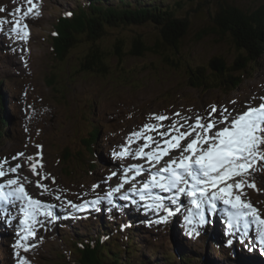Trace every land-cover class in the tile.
Masks as SVG:
<instances>
[{"label": "rangeland", "instance_id": "1", "mask_svg": "<svg viewBox=\"0 0 264 264\" xmlns=\"http://www.w3.org/2000/svg\"><path fill=\"white\" fill-rule=\"evenodd\" d=\"M86 1L37 0L39 15L30 16L26 20L30 32L27 40L18 38L16 33L11 32V23L4 24L0 30V94L5 91V95L14 98L8 106L11 117L9 127L12 134L7 135L0 143V161H8L4 165L5 171L9 167L21 164L18 176L27 192L46 203L45 205L53 206L51 209L42 208L41 214L36 217L40 221L34 224L36 235L27 241L35 247H31L27 252L14 248L12 236L8 237L11 240L5 244L8 247L7 252L4 251L6 246L0 248V264H18V257L15 255L17 252L25 257L29 264H52L62 258V255L66 258L74 257L75 255L69 251L71 237H76V231L82 232L88 226L92 228L90 230L86 228L85 231L96 233L101 217L105 222L110 223L111 230L118 226L120 236L126 234V228L122 225L128 219L133 222V228L140 231L132 240L133 244L131 240H129L131 244L129 242L126 244L132 245L131 248L135 249L131 257L129 252H126L127 246L122 237L109 239L111 243L118 244L122 258L129 264H139L144 258H149L150 262L168 264L167 259H164L165 255L171 259L172 264H183L179 258L181 253L191 258L188 264H202L205 259L212 264H239L233 256L227 257L230 251L227 236L224 237L227 247L223 248L224 244H219L222 247L221 253L214 249L211 227L196 229L188 226L189 223L182 215L177 217L180 221L178 225L170 222L162 225L150 217H135L132 216L131 211L125 210V208H134L132 205L129 207L124 204L122 211H118L113 203L109 204L107 194L112 191L115 184L121 182V171H124L128 164L134 163L128 160L129 156L125 159L116 153L121 152L122 146L128 144L133 132L141 129L145 123H156L150 119L152 114L168 116L169 119L163 121L165 127H168L173 121L184 123L174 113L191 118L189 121L191 123L196 114L206 115L210 111L209 106L213 104L221 108L234 109L235 114L246 110L245 105L249 102L254 106L261 103L259 97L264 96V55L259 59V66L248 68L243 76V83L231 92L216 87L203 89L192 86L190 82H193L186 78L184 72L186 65L182 59L188 61L192 67L205 65L214 56H221L228 63L231 62L239 51L229 37L220 36V33L212 30L208 12L215 9L219 2H227L247 11L258 7L264 3V0H154L153 5L159 8L165 6L169 8L179 3L176 7L178 14L190 13V26L180 46L179 67L172 68L165 64L162 54H169V57L173 54L169 45V47L162 45L161 48L156 47L160 48L159 54L150 52L143 56L125 55L119 59L108 53L111 72L107 76L75 70L79 57L86 51L84 44L74 47L63 63H57L52 58L50 36L54 32L53 24L57 17L61 13L70 12L79 4H85ZM109 1L117 4V0ZM133 2L136 4V0ZM138 2L147 4L148 0H137ZM18 6L24 10L29 7L24 0H0V8L5 9L0 11V19L8 21L17 19L18 15H9V13H14ZM197 6H200L199 10L196 9ZM135 33L140 34L148 45H153L160 38L159 31L150 24L114 28L103 37L102 46L109 49L113 41L121 37L126 42L123 47V51L126 52L129 48V40ZM55 71H60V83L51 79L50 83L54 87L63 85L61 92L52 89L45 80ZM253 97L256 99L253 100ZM231 101L236 103L232 104ZM92 124L101 127L98 137L95 138L97 140L95 160L99 159L107 169L92 178L79 175L80 170L69 175L57 157L58 153L68 146L82 155L81 149L85 150L82 138L87 136ZM151 134L155 136V133ZM102 140H108L106 148L102 147ZM142 142L137 140L136 143L131 144L130 151L134 152ZM37 145L42 147L38 149ZM100 145L103 149L102 153H100ZM37 152L42 153V174L49 176L48 179L41 181L47 186V190L37 186L40 177L32 173L26 159ZM18 153H24V156L13 160L12 158ZM179 155L180 153L177 156ZM119 166H122V169ZM37 171L41 170L38 168ZM113 172L120 173L109 179ZM13 175L9 173L8 177L0 178V183L12 178ZM52 178L55 179V183ZM253 178L256 187L245 186L246 194L242 198L250 201L264 217V162L257 166L249 181L251 182ZM117 199L114 197V200ZM93 201L99 203L93 204ZM72 204L85 205L84 210L73 208ZM188 206L187 204L185 207ZM7 207L6 203L0 205L2 219L0 231H4L7 227L10 229L12 226V216L7 211ZM19 208L20 206L13 208V218L16 222L19 220ZM45 211H51L52 215H44ZM174 211L176 212L175 209ZM142 212L144 213L143 210ZM159 212L163 213L162 209ZM86 213L92 215L94 213L97 216L93 215L85 222L77 220L81 214L86 215ZM241 227L245 228L242 224L239 231ZM256 227L251 226L253 229L251 233L255 234L257 239ZM233 231L234 228L229 232L233 233ZM245 232L246 230L243 229L240 232L236 231V234L244 235ZM13 234L14 238H19L18 234L14 232ZM212 238L218 237L212 235ZM255 241L253 237L247 240L249 248L255 244ZM261 245H263L260 248L263 255L259 254V256L264 260V244ZM256 261L260 262V259Z\"/></svg>", "mask_w": 264, "mask_h": 264}, {"label": "snow or ice", "instance_id": "2", "mask_svg": "<svg viewBox=\"0 0 264 264\" xmlns=\"http://www.w3.org/2000/svg\"><path fill=\"white\" fill-rule=\"evenodd\" d=\"M24 3L29 5L26 10L18 6L14 13H9V15H18L17 19L12 21L0 19V30L4 24L11 23V32L16 33L18 38L27 40L30 32L26 20L30 16L39 15V10L37 0H24ZM0 11H5V9L0 8ZM65 15L71 16V12ZM252 99L255 100L256 97ZM259 99L261 101L259 105L254 106L249 102L245 105L246 110L235 114L234 109L221 108L215 104L210 105V111L206 115L196 114L191 123H189L191 118L174 113L184 123L173 121L168 127L163 124V121L169 119L168 116L152 114L150 119L156 123H145L141 129L130 135L128 144L122 146V151L116 153L121 158L131 155L133 159L144 160L149 166L147 169L149 179L143 181L138 189L135 184H132L131 190L139 191L142 194L141 199H145L146 196L154 199V204L148 207L163 209L167 212V216L173 215V212L163 203L164 197L151 196L153 189L171 193L169 199L172 204L179 203L182 196L188 197L192 207L188 209V216L185 219L189 224L193 222L194 216H199V223L204 224L206 222L204 211L215 210L217 203L222 201L231 209L228 213V228H235L239 231L241 222L244 223L245 228L249 226V223L255 224L258 229L259 242L264 244V217L250 201L242 199L246 194L245 186L256 187L254 178L251 182L249 178L253 177L257 166L264 162V96ZM230 103L235 104L236 101ZM151 133H155V136ZM137 140H143V144L139 145L134 152L130 151L129 146ZM41 147L37 145L38 149ZM177 149L180 150V155L172 156V152ZM21 156H24V153H18L12 159L16 160ZM166 156L170 159L164 160ZM26 159L32 173L40 177L37 186L47 190V186L41 183L49 178L48 174H42V153L37 152ZM7 163V160L0 161V178L9 173L14 175L0 183V205L20 203L22 214L20 226L23 234H18L19 238L13 247L27 252L31 247H35L27 241L36 235L34 224L40 223L36 217L41 214L42 208L51 209L53 206L45 205L29 195L18 178V169L22 167L21 164L9 167L5 171L4 165ZM157 165L161 166L157 168ZM38 168L41 171H37ZM153 168L156 170L152 171ZM145 171L141 164L129 165L124 169V174L120 176L121 183L107 195L111 197L113 193L119 192L124 184L135 180L136 176L144 174ZM129 173L133 175L130 176ZM114 176H118V173L113 172L109 179ZM236 177H241V179L237 180ZM52 179L55 183V179ZM256 190L259 191V189ZM56 198L59 199V197ZM121 198L128 199L126 195ZM108 202L111 204L112 200L109 199ZM92 203L96 204L99 201ZM71 206L78 210H84L85 207V205L75 204ZM43 214L52 215L51 211H45ZM167 216L161 217L156 222H166ZM231 243L232 240H229L228 244ZM15 255L18 257V264H29L27 259L20 256L18 252Z\"/></svg>", "mask_w": 264, "mask_h": 264}, {"label": "trees", "instance_id": "3", "mask_svg": "<svg viewBox=\"0 0 264 264\" xmlns=\"http://www.w3.org/2000/svg\"><path fill=\"white\" fill-rule=\"evenodd\" d=\"M154 2V0H148L147 4L142 2L134 4L131 0H117V4H112L109 0H87L85 4L77 5L71 10L72 12L70 11L71 16L63 13L57 17L53 24L56 35L50 36L52 58L57 63H63L74 47L84 44L86 51L79 57L75 70L107 76L111 72L108 53L121 59L125 55L143 56L150 52L159 54L158 50L162 45H169L173 56L169 57V54L161 53L163 61L168 67L177 66L178 68L179 60H181V42L187 35L190 26V13L178 14L176 7L179 6V3H175L169 8L166 6L159 8L157 5H153ZM199 8L200 6H197L196 9L199 10ZM208 14L211 18L212 30L220 33V36L229 37L239 52L229 63L221 56H214L205 65L192 67L188 61L182 59L186 65L184 72L186 78L193 82L190 84L197 88L216 87L233 91L243 83V76L247 69L259 66V59L264 55V3L245 11L233 4L219 2L215 9L209 11ZM146 24L154 26L160 33V38L157 37L158 39L153 45H148L140 34L135 33L129 40L130 44L126 52L123 51L126 42L121 37H117L109 49L102 46L103 37L108 34L109 30ZM49 76L45 78L47 84L57 92H61L63 85L54 87L50 83V79L60 83V71L51 72ZM13 101V97L1 92L0 143L7 135L12 134L9 127L11 117L8 106ZM100 128L98 124H92L90 132L88 131L87 136L82 138L83 145H85V150L81 149L82 155L68 146L58 153L57 157L60 158L66 173L71 175L80 170L79 175L92 178L106 169L104 165L98 163L99 159L95 160V155H97L95 148L97 140L95 138L98 137ZM101 144L103 148L107 146L104 140L101 141ZM85 218L77 220L85 222L87 218H90L89 214ZM99 223L100 226H97L95 234L85 231L86 228H84L82 232H75L76 237H71L69 251L75 255L74 257L66 258L62 255V258L55 260L52 264H129L122 258L118 244L111 243L109 239L122 237L125 240V246H127L128 242L131 244L129 240L135 239L139 230L130 229L126 235L120 236L118 230L104 232L110 224L105 222L104 218H99ZM88 228L90 230L92 227H87V230ZM129 244L126 247V252H129L131 257L135 249L131 248L132 245ZM113 246L114 248H112ZM214 248L221 253L220 246L216 245ZM230 255L234 256L235 261H239V264H264V261L261 263L248 261L245 255H237L236 252L234 255L229 251L227 257ZM179 256L183 264H188L191 260L183 253ZM164 259H167L168 264H172L167 255L164 256ZM139 264L159 263L150 262L149 258H144ZM202 264L212 263L205 259Z\"/></svg>", "mask_w": 264, "mask_h": 264}, {"label": "bare ground", "instance_id": "4", "mask_svg": "<svg viewBox=\"0 0 264 264\" xmlns=\"http://www.w3.org/2000/svg\"><path fill=\"white\" fill-rule=\"evenodd\" d=\"M72 12V11H71ZM63 14V13H62ZM53 38V37H52ZM5 92V91H4ZM7 101V100H6ZM13 119V118H12ZM185 130V129H184ZM90 132V131H89ZM94 134V133H93ZM151 135H153V134H151ZM157 139H158V137H157ZM138 142H139V140H138ZM186 141H183L182 143H185ZM133 145V144H132ZM100 153H102V151H103V149H101L100 148ZM180 153V150L179 149H177V150H174L173 152H172V156H177L178 154ZM131 156V155H130ZM132 157V156H131ZM167 158H169L170 159V157H164V160H166ZM130 161H132V160H130ZM163 163V161L161 162V164ZM159 165H157L156 167H158ZM8 177V176H7ZM104 208V207H103ZM93 215L96 217L97 215H95L94 213H93ZM79 216V215H78ZM89 216H90V214H89ZM83 226V225H82ZM89 227V226H88ZM87 228V227H86ZM89 229V228H88ZM92 230V229H91ZM114 230H118V232H120V229L119 228H113L112 230H111V226L110 225H108V227H107V229L106 230H104V232H114ZM143 231V230H142ZM103 232V231H102ZM95 234V233H94ZM7 238H8V236H6V237H3V239H5V240H7ZM88 238V237H87ZM93 242V241H92ZM217 249V248H216Z\"/></svg>", "mask_w": 264, "mask_h": 264}]
</instances>
